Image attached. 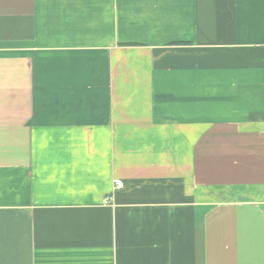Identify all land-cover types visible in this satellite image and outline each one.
<instances>
[{
  "label": "crops",
  "instance_id": "1",
  "mask_svg": "<svg viewBox=\"0 0 264 264\" xmlns=\"http://www.w3.org/2000/svg\"><path fill=\"white\" fill-rule=\"evenodd\" d=\"M0 264H264V0H0Z\"/></svg>",
  "mask_w": 264,
  "mask_h": 264
},
{
  "label": "built area",
  "instance_id": "2",
  "mask_svg": "<svg viewBox=\"0 0 264 264\" xmlns=\"http://www.w3.org/2000/svg\"><path fill=\"white\" fill-rule=\"evenodd\" d=\"M122 186H123V184L121 181H116V185H115L116 189L121 188Z\"/></svg>",
  "mask_w": 264,
  "mask_h": 264
}]
</instances>
